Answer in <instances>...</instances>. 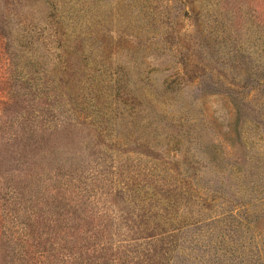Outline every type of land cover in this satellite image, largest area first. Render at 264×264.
<instances>
[{
	"label": "rangeland",
	"instance_id": "374dc122",
	"mask_svg": "<svg viewBox=\"0 0 264 264\" xmlns=\"http://www.w3.org/2000/svg\"><path fill=\"white\" fill-rule=\"evenodd\" d=\"M0 264H264V0H0Z\"/></svg>",
	"mask_w": 264,
	"mask_h": 264
}]
</instances>
